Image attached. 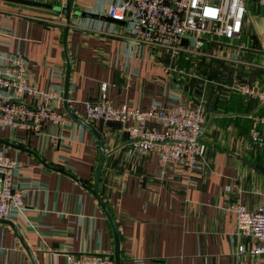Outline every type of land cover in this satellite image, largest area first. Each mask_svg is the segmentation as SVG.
I'll use <instances>...</instances> for the list:
<instances>
[{
	"label": "crops",
	"instance_id": "1",
	"mask_svg": "<svg viewBox=\"0 0 264 264\" xmlns=\"http://www.w3.org/2000/svg\"><path fill=\"white\" fill-rule=\"evenodd\" d=\"M32 1L57 6L66 2ZM108 1L71 0L68 20L42 7L0 4V27L13 32L3 49L23 56L28 79L37 87H58L60 99L53 106L64 113L57 126L46 123L35 130L16 125L0 131V151L20 165L16 181L40 184L26 190L24 213L10 220L35 263L66 264V253L112 256L114 252L111 225L89 191L99 157L97 139L63 108L65 29L66 102L84 121L82 104L98 97L101 83L113 104L134 109L154 102L203 101L198 103L205 150L191 172L175 165L159 166L154 151L131 152L126 133L116 123L86 121L100 135L105 153L97 194L116 228L119 264L263 261L262 256L236 251L248 239L235 235L230 206L241 203L255 208L264 189V176L247 163L264 168V123L256 124L260 144L253 145L249 136L264 109L234 88L240 83L264 86V8H247L239 37L227 46L204 41L200 50L211 51L213 57L202 61L210 68L201 65V73L212 79L202 99L190 90L183 66L179 74L174 61L171 68L168 50L139 42L122 22L106 19ZM83 12L94 17L80 15ZM188 57L182 53L178 60L184 65ZM0 264H32L14 231L1 223Z\"/></svg>",
	"mask_w": 264,
	"mask_h": 264
},
{
	"label": "built area",
	"instance_id": "2",
	"mask_svg": "<svg viewBox=\"0 0 264 264\" xmlns=\"http://www.w3.org/2000/svg\"><path fill=\"white\" fill-rule=\"evenodd\" d=\"M47 1V0H46ZM64 1V0H58ZM248 0H109L104 15L122 22L130 35L139 42L168 50L170 55L180 48L182 38L190 50L202 47V36L216 39L239 37L247 13ZM264 8V0H254ZM13 32L0 27V131L16 125L32 123L35 130L43 124L60 125L64 113L53 103L60 99L58 87L39 88L27 76V63L18 52L3 48ZM185 39V40H186ZM239 93L257 100L264 109V86L255 88L249 83L234 87ZM22 98L26 104L11 102ZM83 117L86 121L116 123L129 139L131 152L154 151L159 166L175 165L191 172L199 166L205 150L200 137L203 117L200 104L182 101L154 102L143 109L128 107L125 103L113 104L107 96L106 84L99 86L94 101H84ZM257 117L249 129L253 145L260 144ZM19 163L5 151H0V219L15 220L25 210L24 196L32 186L17 182ZM234 213L235 235L248 239L247 245L236 246L238 253L262 256L264 264V189L255 208L241 203L230 206ZM66 264H114L112 256L101 253L65 254Z\"/></svg>",
	"mask_w": 264,
	"mask_h": 264
},
{
	"label": "water",
	"instance_id": "3",
	"mask_svg": "<svg viewBox=\"0 0 264 264\" xmlns=\"http://www.w3.org/2000/svg\"><path fill=\"white\" fill-rule=\"evenodd\" d=\"M5 1H10V2H15V3H22V4H28V5H33V6H37V7H42V8L48 9V10L57 11V12H60L61 14L64 15L65 20H68L70 12H71V0H66L64 6H57V5H52V4H48V3H40V2H36V1H32V0H5ZM80 15H82V16L85 15L87 17H94V15H92L90 13H86V12L80 13ZM106 19L111 20L109 18H106ZM262 19H264V17ZM111 21H114V20H111ZM249 21H250V24H251L252 20L250 18H249ZM256 33H260V30L258 29V27L256 28ZM65 36H66V29L64 30V35H63V49H64V53H65V57H66V67H65V71H64L63 94H62L63 108L76 121H78L83 126L88 128L93 133V135L96 137V139H97L98 148H99V157H98V160H97V163H96V166H95V170H94L93 187H92V189H89V191L93 195V197L96 199V201L99 203V205L102 207V209L104 211V214H105L107 220L109 221V223L111 225L112 232H113V240H114V252L112 254V258L114 260V264H119L118 241H117L116 228L114 226V223H113V221H112V219L110 217V214H109L108 210L106 209V207L102 203V201L99 199L98 194H97L98 177H99V172H100V168H101L102 159H103L104 154H105L104 151H103V147H102L101 137L91 125H89L86 121H84L83 119H81L80 117L75 115L68 108V105H67V102H66V100H67V83H68L69 60H68V56H67L66 48H65ZM256 38H258V36H256ZM213 43L227 46V44L221 43V42H213ZM11 102H18V103L26 104V102L22 98L11 99ZM24 124L27 125V126H32V123H30V122H26ZM247 163L251 167H253L257 172H259L260 174H262L264 176V168L263 167H261L258 164L250 163L248 161H247ZM0 223L8 225L14 231V233L17 236V238L19 239V242L21 243V245L24 248L26 254L28 255L31 263L32 264H36L35 261H34V258L32 256V253L30 252L28 247L25 245L21 235L19 234V232H18L17 228L14 226V224L10 220H7V219H0Z\"/></svg>",
	"mask_w": 264,
	"mask_h": 264
},
{
	"label": "rangeland",
	"instance_id": "4",
	"mask_svg": "<svg viewBox=\"0 0 264 264\" xmlns=\"http://www.w3.org/2000/svg\"><path fill=\"white\" fill-rule=\"evenodd\" d=\"M47 2L54 3L55 0H50V1L47 0ZM0 4L6 5V6L10 5L9 2H6L4 0H0ZM254 7L256 8V7H259V6H257V4L255 3L254 0H248L247 1L248 10L252 11L251 9H254ZM201 39L209 40V41H219V42H222V43L234 42V38H231V39H219L218 40V39L210 37L208 35L202 36ZM203 44H204V42H203ZM173 53H174L173 56H171L170 52H168L169 65L172 68V66H173L172 64H173V61H174L175 67H173V68L175 70V73H177V74H179V71L182 69V66H183V68L185 69L186 77L188 78V80L190 81V84H191L190 90L192 92H197L196 95H198V96L200 95L202 97V99H203L204 91L209 88V86H206V83L210 82L212 79L209 78L208 73H207L206 76H204L203 73H201V71L203 69L202 66H206L205 64H202V61L204 60L203 58H208L206 56H209V58L213 57L212 56L213 53L211 51H209V50L208 51L200 50V48L196 49V51L190 50L189 48H187V46L182 41H181V44H180V48L177 49ZM182 53L186 54L187 56L190 57V59L188 57L189 60L186 61V63H185L186 65L185 64L183 65L182 60H180V61L178 60L179 57L181 58ZM208 66L210 68V65L208 64L206 66V70L207 71H208ZM188 67L190 68L189 70H188ZM197 101L201 105L203 104V101L200 100V98L197 99Z\"/></svg>",
	"mask_w": 264,
	"mask_h": 264
},
{
	"label": "trees",
	"instance_id": "5",
	"mask_svg": "<svg viewBox=\"0 0 264 264\" xmlns=\"http://www.w3.org/2000/svg\"><path fill=\"white\" fill-rule=\"evenodd\" d=\"M190 104H199V103L195 102V103H190Z\"/></svg>",
	"mask_w": 264,
	"mask_h": 264
}]
</instances>
